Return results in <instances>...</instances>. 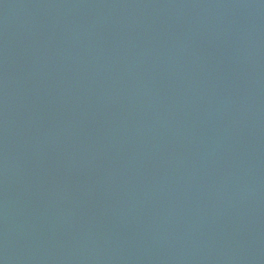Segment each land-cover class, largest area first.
Wrapping results in <instances>:
<instances>
[{
  "label": "water",
  "instance_id": "95a60500",
  "mask_svg": "<svg viewBox=\"0 0 264 264\" xmlns=\"http://www.w3.org/2000/svg\"><path fill=\"white\" fill-rule=\"evenodd\" d=\"M0 264H264V0H0Z\"/></svg>",
  "mask_w": 264,
  "mask_h": 264
}]
</instances>
